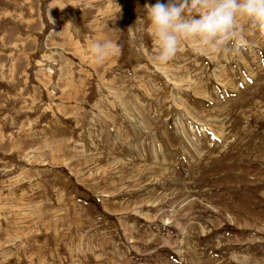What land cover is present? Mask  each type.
<instances>
[{"label": "rangeland", "instance_id": "rangeland-1", "mask_svg": "<svg viewBox=\"0 0 264 264\" xmlns=\"http://www.w3.org/2000/svg\"><path fill=\"white\" fill-rule=\"evenodd\" d=\"M157 2L0 0V264H264V39L159 66Z\"/></svg>", "mask_w": 264, "mask_h": 264}, {"label": "clouds", "instance_id": "clouds-1", "mask_svg": "<svg viewBox=\"0 0 264 264\" xmlns=\"http://www.w3.org/2000/svg\"><path fill=\"white\" fill-rule=\"evenodd\" d=\"M145 9L159 66H167L187 46L197 54L219 55L238 51L246 32L264 39V0H158ZM116 50L110 40L90 46L97 65Z\"/></svg>", "mask_w": 264, "mask_h": 264}]
</instances>
